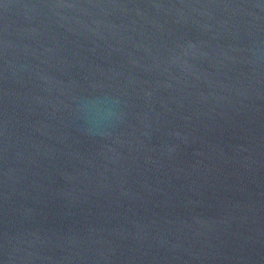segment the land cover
I'll list each match as a JSON object with an SVG mask.
<instances>
[{"label":"water","instance_id":"95a60500","mask_svg":"<svg viewBox=\"0 0 264 264\" xmlns=\"http://www.w3.org/2000/svg\"><path fill=\"white\" fill-rule=\"evenodd\" d=\"M0 264H264V0H0Z\"/></svg>","mask_w":264,"mask_h":264},{"label":"clouds","instance_id":"9594fccd","mask_svg":"<svg viewBox=\"0 0 264 264\" xmlns=\"http://www.w3.org/2000/svg\"><path fill=\"white\" fill-rule=\"evenodd\" d=\"M81 112L83 118L98 131L117 118L116 112L111 109L101 108L96 104L83 105Z\"/></svg>","mask_w":264,"mask_h":264}]
</instances>
